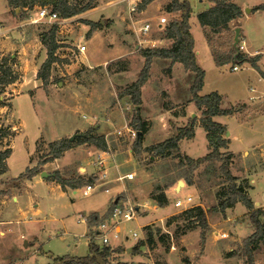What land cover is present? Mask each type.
Instances as JSON below:
<instances>
[{"label":"rangeland","instance_id":"374dc122","mask_svg":"<svg viewBox=\"0 0 264 264\" xmlns=\"http://www.w3.org/2000/svg\"><path fill=\"white\" fill-rule=\"evenodd\" d=\"M70 1L80 6L89 1H94L96 6L100 3L96 9L81 18L57 24L55 38L59 47L55 55L61 61L53 63L48 85H42L39 90L35 89L32 92L33 97L27 92L16 98L13 104L0 108V124L11 125L13 128L10 130L12 137H8V141L13 144V153L8 159V176L0 175V221L3 219V200H10L24 191L19 195L18 201H12L6 206L8 213L4 214V217L7 218L5 220H12L13 231L6 240L0 241V251L7 253H0V264H55L54 258L57 256L88 255L92 239L85 234H89V228L91 235L94 234V230L87 223L79 222L78 218L79 216L87 218L94 211L106 209L110 202L109 197L117 195L122 185L128 187L127 191L122 192L120 201L128 200L140 208L135 219L120 226L123 237L115 239L111 244L113 249H117V253L116 251L112 253L111 264H124L125 260L127 264H131L132 261L147 264H250L243 244L244 240L254 233L256 227L250 220V213L247 214L248 208L242 202H238L225 211L213 210L220 205L221 196L227 192L229 185L220 167L221 162L218 160L203 162L192 172V183H187L183 177L187 169L186 164L181 166L178 158L174 156L163 158L164 160H155L156 158L153 160L152 152L147 150L151 146L148 144L168 136L161 128L156 112L162 109H173L172 114L181 112L180 104L169 98L167 93L169 88H164L168 86L161 83L162 79L158 77L161 70L166 75L167 66L165 65L167 69H161V62L154 65L151 63L145 83L147 85L144 90V94L147 95L145 103L141 101L137 107L130 95L126 94L129 87L139 79L145 66V57L141 49L167 47L171 43L170 39L163 38L166 26L174 19V15L166 10L171 0H154L156 3L151 9L150 3L140 8L142 0L138 1V9L132 13V20L129 18L128 5L122 0ZM240 1L248 2L249 5L264 2V0ZM190 2L193 8L190 23L195 46L201 51L200 63L205 70L204 85L200 94L207 95L212 91H218L224 97L223 104L237 110L226 120L228 130L234 136L232 150L237 154V167L234 172L243 169L240 172L254 180L250 197L255 203L260 201L263 204L264 13L253 10L251 15H246L241 22L246 33L245 51L253 53V56L260 55L257 66L251 61L241 63L234 60L217 66L214 58L206 52L208 51L206 35L197 18L201 0ZM6 4V0H0V22L5 18L3 13ZM29 12L36 16L38 8L23 13L17 10L16 14H22L18 23L27 19ZM154 12L159 16L153 17ZM104 15L113 17L115 32L108 36L97 35L91 42L92 49H89L87 33L91 28L86 19L100 20ZM146 22L151 23V30L138 36L135 31ZM52 25L46 22L23 24L17 28L23 31L22 38L18 33L12 32L8 36L0 35V53L13 58L10 62L19 74L20 80L24 76L29 83L24 89L37 84L38 71L48 56L43 38ZM102 26L100 24L97 28L101 29ZM129 26L131 28L128 29L134 35L129 32L130 35L126 36L124 29ZM210 35L211 43L218 55L226 56L227 53L234 51V28ZM123 39L130 42L128 46L130 54L109 60L117 56L120 48L116 45ZM150 40L165 41L151 46ZM109 43L116 45L110 47L113 44ZM79 44L86 45L84 53L78 50ZM90 52L91 59L87 62L86 55ZM106 60L109 61L103 64ZM235 64L239 66L238 70H232ZM151 68L154 74L152 77ZM149 78H152L150 83ZM40 81L42 82L41 79ZM21 87L20 84H14L7 88L6 96H11V93L18 94ZM199 111L201 116L189 117L187 125L192 121L196 123L201 120L202 110ZM171 118L173 120L168 122V126L173 129L177 121L172 115ZM161 119L162 122H166L165 115H162ZM143 122L147 125V132L142 149L137 155L133 150L137 138H131L125 129L124 134L118 135L115 129L128 124L137 130ZM70 128L75 131L64 138L95 128L92 130L93 134L104 135L107 139L108 150L112 154L105 162L110 173V180L106 184L110 188V193L105 191V185L97 187L89 196L82 195L81 188L74 193V189L68 187L69 192L63 193L62 189L43 179L39 180L38 176L21 182L20 188L9 186L8 182L12 178L18 177L27 167H31L30 160L35 164L43 160L50 151L51 142L59 140V137ZM81 139L80 135L75 136L72 148L65 151L61 158L63 166L49 173L59 171L65 179L93 176L96 167L94 162L103 150L97 149L90 142H81ZM208 146L203 128L198 130L192 141L184 142L185 150L196 157L205 155ZM222 151L226 152L225 149ZM43 169L47 171L45 166ZM129 172L134 173V178L117 180L119 175ZM181 179L185 185L178 190L177 184ZM109 184L111 185L108 186ZM1 191H7V194ZM163 191H166L169 197L167 204L160 206L151 197L153 193ZM188 195L193 197L188 208L174 205L176 199ZM196 206L203 207L208 214L209 227L205 232V239L201 236L202 228L197 225L195 218H188L185 214L187 209ZM261 219L264 223V214ZM16 220L20 224H17ZM146 223L149 224L143 226ZM2 229L4 228L0 225V231ZM147 231L153 232V243L134 249L140 240L148 239ZM223 231L228 233V238L219 239L217 234ZM134 232L138 233V238L133 237ZM126 235L129 237L126 238ZM2 237L4 236L0 233V240H3ZM24 239L30 241L31 245L25 247ZM94 241L102 244L99 240ZM129 247L133 250L128 251ZM252 263L264 264V242L253 252Z\"/></svg>","mask_w":264,"mask_h":264},{"label":"trees","instance_id":"16d2710c","mask_svg":"<svg viewBox=\"0 0 264 264\" xmlns=\"http://www.w3.org/2000/svg\"><path fill=\"white\" fill-rule=\"evenodd\" d=\"M154 0H142L140 3V8L146 7L149 3ZM213 6L198 13V19L202 26L209 28L207 32V38L211 45L212 53L215 61L218 65H223L225 62L234 60L235 62H245L251 61L257 66L256 58H247L242 50H240L239 45L233 48L232 53H227L226 56H220L216 53L211 43V35L220 34L222 32L230 30V22L234 19L239 18L243 14V9L240 5L233 2L232 0H211ZM9 6L12 11L16 14L17 10L21 13L32 10L38 6H51L52 11L57 12L61 19L70 18L81 14L91 8H94L96 4L94 1H89L83 6L79 4H74L70 0H8ZM264 9V4H260L255 7V10ZM168 12H176L179 14V18L173 19L165 28L163 38H168L173 41L172 45L169 47H156V48H144L141 49L143 57H145V66L141 71L139 79L134 82L129 90L126 91L132 99V101L139 106L141 104V91L142 87L146 83L149 76V69L151 67L152 59L154 57L168 58L171 59L172 64L174 62H181L187 70L194 73V79L191 86L192 101L195 102L197 108L202 110L201 124L207 132V140L209 145V152L201 157L192 158L189 155L183 154L180 149V141L183 138H192L195 135V122H190V124L178 127L176 129V134L172 137L153 144L148 147V151H151L154 157L168 158L176 157L179 160V164L184 166L186 164L187 169L183 173L184 180L188 183H192L191 174L196 170L203 162L208 160H218L221 162V169L225 174L228 181L227 192L223 193L221 196L220 205L214 207L215 211H225L226 208L233 207L238 202H242L247 208L250 215V220L256 227L254 233L248 236L244 240V252L248 256L250 264H253V252L259 247L260 243L264 242V223L261 217H263L264 209L261 207H255V204L250 197L249 190L252 188L248 179H239V177L234 176L231 172V162L233 159V153L230 151L223 152V149L229 147L230 139L226 137L228 132L227 126L213 118L216 115H228L234 114L237 110L235 108L223 109L221 107L222 96L218 91H213L207 95H201L200 91L204 85L205 70L198 64L197 55L195 52V40L191 32L190 17L193 12V8L190 0H171L166 9ZM20 13V15H22ZM90 24L91 29L88 31L87 36L90 38L92 33L96 30L97 26L101 23H96L93 21H86ZM58 25L53 24L50 31L45 34L43 38V43L47 49V58L42 63L39 71L38 78L43 81V86H47L50 78V71L53 63L61 61L57 55H55L59 45L56 41L55 35ZM10 59L11 57H5L0 53V108L10 105L9 99L7 97V88L14 84L16 81L20 80L19 74L14 70ZM170 70V69H169ZM93 128L92 130H94ZM10 130H13L11 125H1L0 124V175H3L9 169L8 159L13 153V147L8 141V137H12ZM89 130L85 133H76V136H81V142H90L97 149L108 150V143L104 135H96ZM147 132V125L145 122L142 123L139 128H137V139L134 144V152L138 155L142 149V143ZM76 140V139H75ZM68 138H62L51 142L50 151L45 156V158L39 161L36 165L32 167H27V169L21 173L18 177L12 178L8 184L11 188H20L21 182L29 181L33 178L41 175L44 171L43 166L52 162L58 158H61L65 151L72 148L75 142ZM45 180H53L61 184L62 188L66 190L68 187L72 189L81 188L89 183H93L96 177L90 176L89 178H84L82 176L76 178L65 179L62 177L59 171H54ZM3 194H7V191H1ZM122 195H118L114 200H112L108 211L100 216L98 212H94L88 217V225L94 227L98 225L105 217L113 210V207L121 199ZM152 199L160 206L167 204L168 196L165 191L161 193H153ZM185 214L188 218H195L202 228L201 236L205 239V232L209 227L208 214L207 211L201 207L196 206L191 209H187ZM147 229V226L145 227ZM148 239L140 240L134 249L143 247L147 243H153L154 237L152 231H147ZM163 238V237H161ZM133 250V249H132ZM117 252V249H113L108 245L96 243L91 240L89 243V254L85 256H72L63 255L54 258L55 264H111V256L113 252ZM135 252V251H134ZM191 264V263H189Z\"/></svg>","mask_w":264,"mask_h":264},{"label":"crops","instance_id":"0c3cea01","mask_svg":"<svg viewBox=\"0 0 264 264\" xmlns=\"http://www.w3.org/2000/svg\"><path fill=\"white\" fill-rule=\"evenodd\" d=\"M138 1H141V0H122V2H126L127 3V5H128V8H129V15H130V17L129 18H131V20L133 19V15H132V13L133 12H135L137 9H138ZM233 2H235V3H237L238 5H240L241 7H242V9H243V14L239 17V18H237V19H234V20H232L231 22H230V26H231V28H236V27H240V30H241V34H240V42H239V44H241V42H243L244 41V49L242 50V52L243 53H245L244 55L247 57V58H256L257 59V63H258V61H259V59H260V55H256V56H253L252 54L253 53H248V52H246L245 50H246V47H245V43H246V33H245V29L243 28V26H242V20L245 18V16L247 15V16H249V15H251V13H252V11L253 10H255V7H257L258 5H260V4H264V2H261V3H257V4H253V5H249V3L248 2H241L240 0H232ZM6 2H7V4H6V7H5V11H4V16H5V18L1 21V23H2V27L0 28V35H6V36H8V34L9 33H15V34H17L18 33V35L19 36H21V38L23 37L22 35H23V31H21V30H19V29H17L19 26H21V25H23V24H32V23H30L29 22V19L31 18V17H33L34 15L31 13V12H29V16H28V18L27 19H25L24 21H20L19 23H18V20H19V17H20V15H18V14H15V13H13V11H12V8L9 6V3H8V0H6ZM112 2V1H111ZM110 2V3H111ZM100 3V2H99ZM99 3L97 4V6H95L94 8H91V9H89V10H87V11H85V12H83V13H81V14H78V15H76V16H73V17H70V18H66V19H62V22H68V21H70V20H73V19H76V18H81V17H83V15L84 14H86V13H88V12H90V11H92V10H94V9H96L97 7H98V5H99ZM155 3H156V1H153V2H151L150 4H149V8L151 9L152 8V6L154 7V5H155ZM134 5H136V10L134 11V10H131V8H133L134 7ZM211 6H213V2L211 1V0H201V5L198 7V11H197V18H198V13H200V12H202V11H204V10H207L208 8H210ZM38 8V7H37ZM149 9V10H150ZM257 12L258 13H264V9H258L257 10ZM155 13V12H154ZM170 14H173L174 15V19H177V18H179V14L178 13H174V12H170ZM158 15V14H157ZM156 15V13H155V15H153V17H156L157 16ZM159 16V15H158ZM86 18V17H85ZM191 17H190V22H191ZM86 20H89V21H93V22H97V21H99L103 26L101 27V29L100 28H97L94 32H93V35L90 37V38H88V43H89V45H88V47H89V49H92V44H91V42L93 41V39H95V37L97 36V35H99V34H103V36H108L109 34H113L114 32H115V30L113 29L114 27H113V24H114V20H113V17H111V16H106V15H104V16H102V18L100 19V20H94V19H86ZM105 21H106V23H105ZM198 21H199V19H198ZM133 23H135V21H132ZM105 23V24H104ZM146 23H149V24H151L150 22H146ZM200 23V22H199ZM191 24V23H190ZM161 25V24H160ZM5 26V27H4ZM202 26V25H201ZM90 28H91V26H89ZM203 27V29H204V33H205V35H206V40H207V43H208V51H206V52H208L213 58H214V56H213V53H212V47H211V45H210V43H209V41H208V38H207V32L209 31V28H207V27H204V26H202ZM128 28H131L130 26L129 27H125V29H124V32H126V36H129L130 35V33L132 34V35H134ZM90 30V29H89ZM129 30V31H128ZM135 30H137L136 29V27H135ZM151 30V29H150ZM149 30V31H150ZM148 31V32H149ZM130 32V33H129ZM136 32V34L139 36L140 34H142V33H144V34H146V33H148V32H142V31H140V29L138 30V31H135ZM141 32V33H140ZM191 32H192V26H191ZM119 33H122V31H119ZM192 34H193V32H192ZM123 36V35H122ZM136 36V35H135ZM193 36H194V34H193ZM124 37V36H123ZM195 40V39H194ZM152 41V45L151 46H156V44H157V42H163V41H165V40H160V41H158V40H150V42ZM167 41V40H166ZM173 43V41L171 40V43L169 44V43H167V44H169L167 47H169L171 44ZM113 43H109V45H112ZM129 44H130V42H129V40H126V39H123V40H121L116 46H119L118 48H120L119 49V51H118V54H117V56H115L114 58H112V59H109V60H115V59H117V58H121L122 56H127V55H129L130 54V50H129ZM238 44V45H239ZM114 44L112 45V46H110V47H113V46H115ZM136 47H138V45L136 46ZM86 49H87V47H86ZM195 52H196V55H197V61H198V64L202 67V64L200 63V61H201V51H199L197 48H196V46H195ZM91 59V52L88 54V55H86V60L83 58V60H85V61H89ZM109 60H106L103 64H105V63H107ZM214 61H215V58H214ZM156 62H161L162 63V68L161 69H163V68H165V65L167 66V68H165V69H167V71L165 72V70H164V72L166 73V75L163 73V72H161V71H159V74H161V75H159L158 77L160 78V79H162L161 80V83L163 82V83H165V85L166 86H168V87H164V88H169L168 90L167 89H165V90H167V93L169 94V98H171V100H173L176 104H180V107H181V112L180 113H178V114H176V113H173L172 114V112L174 111L173 109H162V110H160V111H158V112H156V114L159 116V122L161 123V128H163L165 131H166V133H167V137L165 138V139H163V140H160V141H157V142H154V143H152V144H148V145H153V144H156V143H159V142H162V141H164V140H166V139H168V138H170V137H172L173 135H175L176 134V129L178 128V127H183V126H186L187 125V123H188V118L189 117H195V116H199L200 115V111H199V109L197 108V106H196V104H195V102L194 101H192V92H191V86H192V83H193V79H194V73L192 72V71H190V70H187L185 67H184V65L181 63V62H174L173 64H172V61H171V59H168V58H159V57H157V58H154L153 59V62H152V65H154V64H156ZM216 62V61H215ZM103 64H101V65H103ZM216 65L217 66H221V65H218L217 63H216ZM96 66H99V65H96ZM92 67V66H91ZM203 68V67H202ZM170 69V70H169ZM154 74H152V68H151V77L153 76ZM23 79H21L18 83H14V84H20V86H22L21 88H20V90H19V93L17 94H13V93H11V99H9V101L13 104V102H14V100L16 99V98H18V97H21V96H23L25 93H27V92H29V94L33 97V94H32V92H34V90L35 89H37V90H39L40 89V87L43 85V81L41 82L40 81V79H37V84L36 85H34V87H29V88H25L24 89V86L27 84H29L28 82H27V80H26V78L23 76L22 77ZM152 81V78H149V80H148V82L150 83ZM147 82V83H148ZM14 84H12V85H10L8 88H11ZM146 84H144V86L142 87V91H141V98H142V101H143V103H145L147 100V95H145L144 94V90H145V88H146ZM201 92V91H200ZM213 92V91H212ZM221 94V93H220ZM221 96H222V100H221V107L223 108V109H229V108H232V107H227V106H225L224 104H223V101H224V97H223V95L221 94ZM145 97H146V99H145ZM137 107H139V106H137ZM197 111H198V113H197ZM236 112H234V114H235ZM234 114H228V115H216V116H214V120L215 121H218V122H220V123H222V124H224L225 123V125H226V120H227V117H230V116H232V115H234ZM162 115H165V121L166 122H162V119H161V116ZM171 115L172 116H174V117H176V121H177V124H176V126H175V128H171V127H169L168 126V122H171L173 119L171 118ZM201 116V115H200ZM227 126V125H226ZM201 128H203L204 129V127L202 126V124H201V121H200V119L195 123V135L192 137V138H190V139H188V138H183V139H181V141H180V143H179V145H180V149H181V152L183 153V154H186V155H189L190 157H192V158H198V157H201V156H198V157H196V156H191L188 152H187V150H185V148H184V142H188V141H192L195 137H196V135H197V132H198V130H200ZM80 129V128H79ZM227 129H228V127H227ZM205 130V129H204ZM75 131V129H72V128H70L67 132H65V134H62L60 137H59V139H61V138H64V137H67V136H69V135H71L73 132ZM205 133H206V138H207V132L205 131ZM226 136H227V138H229L230 139V143H229V147L227 148V149H225L226 151H230V152H232L233 153V159H232V162H231V172H232V174L234 175V176H237V177H239V179L241 180V179H248L249 180V182H250V184H251V186H252V188H253V184L252 183H254V180H252L249 176H247L244 172H240V170H243V169H240V170H238V172H234L235 170L234 169H236V167H237V154L232 150V143H233V140H234V136H233V134H232V132L231 131H229L228 130V132H227V134H226ZM147 145V144H146ZM145 145V146H146ZM12 147H13V144H12ZM209 147V146H208ZM208 152H209V148H208ZM207 152V153H208ZM246 153H249V151H245ZM206 153V154H207ZM205 154V155H206ZM204 156V155H203ZM62 158V157H61ZM61 158H58V159H56V160H54V161H52V162H48V163H46L44 166H45V168L47 169V172H49V171H53V170H57V169H59V167H61V166H63L62 164H61ZM156 158V159H155ZM152 159L154 160H164L163 158H160V157H153L152 156ZM31 162V167L32 166H34V165H36L34 162H32V160H30ZM9 166V165H8ZM85 170H86V168H84ZM263 169V168H262ZM9 170V169H8ZM8 170H7V172L6 173H4L3 175H5V176H8ZM264 170V169H263ZM95 172H97V169L95 168ZM94 172V173H95ZM93 174V173H92ZM40 179L39 180H45L44 178H42L41 176H38ZM35 178H37V177H35ZM45 181H47L49 184H51V185H55L56 187H58V188H60V189H62V191H63V193H65V192H69V190H68V188L66 189V190H64L63 188H62V186H61V184H59L58 182H56V181H52V180H45ZM111 184H109L108 186H110ZM106 186V185H105ZM25 187V186H24ZM107 187V186H106ZM127 185H122V188L120 189V191L117 193V195H113V196H110L109 197V199H110V202H109V204H108V206H107V208L106 209H104V210H101V211H94V212H98L99 214H100V216H103L106 212H107V210H108V208H109V206H110V204H111V202H112V200H114L118 195H121L122 194V192H125V191H127ZM251 188V189H252ZM79 189V188H78ZM78 189H74L73 190V192L74 193H77L79 190ZM250 189V190H251ZM24 190V189H23ZM250 190H249V194H250ZM106 192H108V193H110L111 191L109 190V191H106ZM166 192V191H165ZM22 193H24V191L23 192H21V193H19V194H16L15 196H13L10 200H3V209H2V213H3V219L0 221L1 223H0V225H2L3 226V228L4 229H2L1 231H0V233H1V235H3L4 237H2L3 238V240H0V241H4V240H6L9 236H10V234H12V220H5V219H7V218H5L4 217V214H7L8 212H7V210H6V206H8V204L10 203V202H12V201H18L19 200V195H21ZM169 197V196H168ZM152 198V197H151ZM254 202V201H253ZM254 204L256 205V206H259V207H261V208H263L264 207V203L262 204L260 201H257L256 203L254 202ZM140 208V207H139ZM93 213V212H92ZM81 215V214H80ZM89 217V216H88ZM87 217V218H88ZM86 218V217H85ZM81 219V216H79V218H78V221L79 222H84V223H87L88 224V222L87 221H84V220H80ZM16 223L17 224H20L19 223V221L18 220H16ZM22 223V222H21ZM147 224H149V223H146V224H144L143 226H145V225H147ZM89 226V225H88ZM90 227V226H89ZM96 227H97V225L96 226H94V227H91V228H93V230H95L96 229ZM89 239H91V231H90V228H89V234L87 233V234H85ZM82 236H84V234H82ZM114 241V240H113ZM24 245H25V247H28L29 245H31V242L30 241H28V240H26V239H24ZM129 249V248H128ZM11 251L12 250H10L9 252L11 253ZM3 251H0V253H2ZM3 253H6V252H3ZM117 253V252H116ZM119 253V252H118ZM7 254V253H6ZM125 263L124 264H127L126 263V260L124 261ZM130 264V263H129ZM131 264H147L146 262H135V261H132L131 262Z\"/></svg>","mask_w":264,"mask_h":264},{"label":"built area","instance_id":"2783aa9c","mask_svg":"<svg viewBox=\"0 0 264 264\" xmlns=\"http://www.w3.org/2000/svg\"><path fill=\"white\" fill-rule=\"evenodd\" d=\"M131 10H136V5H134ZM38 14L36 16H33L29 19V22L32 24L40 23V22H46L51 24H60L62 23V19L59 17L57 12L52 11L51 8L48 6H38ZM1 22H0V28H1ZM151 29V24L145 23L141 28L140 31L142 32H148ZM240 50L244 49V41L239 44ZM78 50L81 53H84L86 50L85 44H79ZM238 65H233L232 70H238ZM128 132L129 136L131 138H137V130L135 128L130 127L128 124H125L121 128H116L115 133L118 135L124 134L125 130ZM107 140V139H106ZM108 143V142H107ZM109 146V145H108ZM110 150L101 151L100 154L97 156V160L94 162L95 168L97 169V172L93 173V175L96 177V180L93 183H89L83 187L82 189V195L89 196L92 194L97 187L104 186L108 183L109 179V169L106 166V159L111 158L112 154L109 153ZM112 160V159H111ZM93 165V166H94ZM84 169V168H83ZM134 178V173L129 172L122 175H119L117 177V180H125V179H132ZM98 181V182H96ZM80 189V188H79ZM78 189V190H79ZM109 187H105V191H109ZM193 200V197L188 195L186 197H183L182 199H176L174 202V205L176 207H183L188 208V204H190ZM139 213V207L137 205L132 204L130 201H117L115 206L113 207V210L108 215V217H105L96 227L94 230V234H92L91 239L99 240L102 244L108 245L111 247V244L113 240L120 239L123 237L120 226L122 223L131 221L136 218L137 214ZM80 220H84L88 222V218L81 217ZM219 239H226L228 238V233L223 231L222 233L219 232L218 234ZM129 236L126 235V238ZM134 238H138V233H133ZM112 248V247H111Z\"/></svg>","mask_w":264,"mask_h":264},{"label":"water","instance_id":"95a60500","mask_svg":"<svg viewBox=\"0 0 264 264\" xmlns=\"http://www.w3.org/2000/svg\"><path fill=\"white\" fill-rule=\"evenodd\" d=\"M240 34H241V30H240V27H236L235 28V36H234V45L235 46H238L239 42H240ZM76 136V133L74 135L71 136V139L73 140ZM50 175L49 172L47 171H43L41 173V177L42 178H46ZM183 185H185V182L181 179L178 181V184H177V189L179 190ZM131 247H129L128 251H131Z\"/></svg>","mask_w":264,"mask_h":264}]
</instances>
